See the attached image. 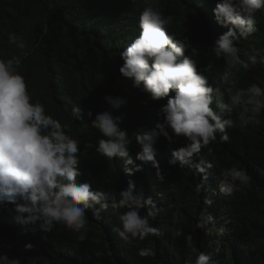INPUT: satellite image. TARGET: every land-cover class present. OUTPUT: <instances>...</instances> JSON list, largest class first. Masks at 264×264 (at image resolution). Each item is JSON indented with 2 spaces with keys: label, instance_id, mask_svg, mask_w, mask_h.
I'll list each match as a JSON object with an SVG mask.
<instances>
[{
  "label": "trees",
  "instance_id": "obj_1",
  "mask_svg": "<svg viewBox=\"0 0 264 264\" xmlns=\"http://www.w3.org/2000/svg\"><path fill=\"white\" fill-rule=\"evenodd\" d=\"M152 3L162 15L171 18L169 34L177 39L187 37L199 50L198 70L208 76L213 87L224 91L219 77L231 69L237 87L256 84L264 88V64L232 67L230 58L217 59L209 54L215 38L227 30L215 23L212 10L217 0ZM143 6L141 0H0V55L21 58L18 70L25 77L32 102L43 103L46 113L66 125L65 133L80 145L82 175L77 182H90L93 190L112 192L117 197L129 182L133 183L134 191L142 192L145 198L150 196L160 208L152 221L160 229L159 237H150L135 246L124 244L117 236L118 216L123 210L111 208L102 210L103 221L95 220L92 210L86 213L89 223L83 240L62 225L50 233L32 232V226H27L25 234L24 226L15 219L14 205L0 203V253L19 256L22 261L39 256L37 264H184L190 253L194 259L203 252L209 264H264V110L257 117L259 123L242 125L237 116L243 107H237L232 115L234 126L227 130L228 141L201 150L200 156L213 167L199 196L195 185L200 178L186 168L168 164L170 151L163 138L154 146L162 179L157 178L150 163L135 159L140 151L135 135L158 122L156 110L166 103V99L150 101L118 71L122 64L120 52L139 34L140 13H136ZM256 20L257 30L249 38L235 41L239 59L245 64L256 50H264V9L257 12ZM9 33L23 39L27 47L20 50L9 44ZM210 62L212 67L208 68ZM105 95L127 100L113 115L124 116L120 127L129 135V155L142 169L132 176L123 171L124 158L108 160L96 152L101 137L91 127L86 113L91 111L94 118L96 113L107 110ZM73 108H79L82 119L73 118ZM184 143L181 137L171 147ZM85 144L91 145L86 151ZM230 167L245 169L250 181L227 196L218 185L220 172ZM205 197L213 203L205 204ZM145 211L141 209L140 214ZM202 211L212 214L214 221H205L204 229H195ZM178 229L184 235L177 236ZM189 234L195 253L185 242ZM26 243L33 248L26 250ZM139 247H151L155 255L141 258L137 255Z\"/></svg>",
  "mask_w": 264,
  "mask_h": 264
},
{
  "label": "clouds",
  "instance_id": "obj_2",
  "mask_svg": "<svg viewBox=\"0 0 264 264\" xmlns=\"http://www.w3.org/2000/svg\"><path fill=\"white\" fill-rule=\"evenodd\" d=\"M141 2L144 6L136 13H140V31L120 52L122 64L118 71L150 101L166 99V103L156 110L158 122L135 135V143L140 148L135 159L150 163L156 169L157 178L162 179L154 146L163 138L170 151L168 164L186 168L200 178L201 182L195 185L199 196L203 181L213 167L200 156L201 150L210 144L228 141L227 130L234 126L232 115L237 107H243L237 116L242 125L259 123L257 117L264 110V88L256 84L237 87L231 69L219 77L224 91L219 86L213 87L208 76L198 70L199 50L187 37L177 39L168 33L171 18L162 15L152 0ZM261 9H264V0H217L212 10L214 20L227 30L215 38L209 54L217 59L230 58L228 63L232 67L264 64V50H256L245 64L239 59L235 44L238 38L247 39L257 30L256 14ZM8 43L20 50L27 47L15 33H9ZM21 63L19 56L7 59L0 55V203L14 205L15 219L24 226L22 232L27 234V226H32V232L50 233L62 225L65 230L80 234L83 240L89 223L86 213L92 210L93 218L103 221L102 210L111 208L123 210L118 216L117 236L124 244L135 246L150 237H159L160 229L152 221L160 208L150 196L145 198L142 192L134 191L133 183L129 182L117 197L112 192L93 190L90 182H77L82 175L80 145L65 133L66 125L46 113L43 103L32 102L25 77L18 70ZM211 67L212 62L208 65ZM103 100L109 105L107 110L96 113L94 118L91 111L86 113L91 127L101 137L96 152L108 160L124 158L123 171L132 176L142 169L129 155V135L120 127L124 116L113 115L127 100L112 95H105ZM249 112L251 115H246ZM72 116L82 119L79 108L72 109ZM181 137L185 143L173 149L172 144ZM89 147L90 144H85V151ZM249 181L245 169L224 168L220 172L219 191L231 196ZM203 202L211 205L213 200L205 197ZM141 209L146 210L143 215ZM205 221L211 223L214 217L202 211L195 229H204ZM223 231L221 228L220 232ZM176 235L184 234L178 229ZM184 238L195 253L192 235ZM24 248L31 250L33 245L26 243ZM137 255L145 258L155 253L151 247H139ZM38 260L39 256L22 261L19 256L0 253V264H37ZM184 264H209V257L199 252L193 259L190 253Z\"/></svg>",
  "mask_w": 264,
  "mask_h": 264
}]
</instances>
